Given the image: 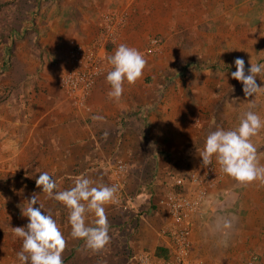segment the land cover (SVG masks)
<instances>
[{
    "label": "rangeland",
    "instance_id": "obj_1",
    "mask_svg": "<svg viewBox=\"0 0 264 264\" xmlns=\"http://www.w3.org/2000/svg\"><path fill=\"white\" fill-rule=\"evenodd\" d=\"M109 11L124 19L110 55L126 44L147 64L134 85L125 83L118 101L108 98L110 86L104 78L93 107L89 99L94 111L76 108L80 124L95 125L94 143L80 141L69 165L73 170L70 167L63 182L55 181L54 191L73 187L85 168L93 187L113 186L114 166L124 160L128 170L123 201L128 208L116 202L105 205L110 241L93 252L83 239L71 237L68 209L41 193L35 207L43 205L41 211L53 217L66 239L63 264H128L124 242L132 230L129 219L144 213L128 201L136 202L137 195L151 191L147 202L154 206L157 192L172 178L201 163L198 151L211 132L235 129L247 111L264 121V93L246 97L243 85L231 76L236 58L245 61L246 74L251 63L264 64V0H0V104L13 92L16 75L39 76L47 72V61H53L60 80L67 69L66 62L61 63L63 54L71 42L97 38L102 16ZM154 37L160 49L149 54ZM50 44H57V49L51 50ZM18 46L26 52V65L15 70ZM35 68L36 73L29 74ZM256 83L264 86V72ZM251 142L257 157L264 156V127ZM11 184L0 180V264H20L22 239L14 237L12 228L28 223ZM91 220L89 214L86 222Z\"/></svg>",
    "mask_w": 264,
    "mask_h": 264
},
{
    "label": "crops",
    "instance_id": "obj_2",
    "mask_svg": "<svg viewBox=\"0 0 264 264\" xmlns=\"http://www.w3.org/2000/svg\"><path fill=\"white\" fill-rule=\"evenodd\" d=\"M54 44H50L51 50L57 49ZM22 47L15 51V70L26 65ZM31 56L29 53L28 58ZM52 62L47 61V72L41 71L39 76L16 75L13 92L0 104V180L12 183L17 203L22 207L33 194L41 195V189L36 187L40 173L47 172L53 180L63 182L70 167L73 170L69 166L74 163L73 152L82 142L94 143L95 125L80 124L76 118L79 111H75L78 108L69 107L72 103L61 89ZM36 71L37 68L29 74ZM103 84L104 79L90 100L92 107V99ZM257 158L264 165V156ZM201 164L202 161L195 169ZM85 169L80 176L90 180ZM165 189L157 192L154 206L147 202L151 191L144 190L133 202V208L144 209V213L129 219L134 230L124 242L128 264L138 263L137 256L143 250L156 253L159 247L170 244L161 233L171 222L169 212L161 204ZM193 226V257L198 263L264 264V183H239L228 176L219 190L213 191Z\"/></svg>",
    "mask_w": 264,
    "mask_h": 264
},
{
    "label": "clouds",
    "instance_id": "obj_3",
    "mask_svg": "<svg viewBox=\"0 0 264 264\" xmlns=\"http://www.w3.org/2000/svg\"><path fill=\"white\" fill-rule=\"evenodd\" d=\"M111 70L107 72L106 82L110 86L108 98L118 101L124 92V85H134L143 75L147 61L135 48L120 44L114 54L107 57ZM236 71L231 73L233 79L243 85L246 97L264 93V86H258L256 77L264 72V64H252L245 72V61L236 58ZM264 127V121L253 111H247L241 117L238 127L232 130L218 128L211 132L198 151L202 165H211L213 158L223 173L239 183L259 180L264 183V165H260L257 149L251 137ZM93 181L84 176L77 177L74 186L64 191L57 188L55 180L47 173H40L36 187L41 189L46 198H52L68 209V221L71 225V237L83 239L86 247L98 252L109 243V224L105 205L115 202L116 186L100 185L93 187ZM39 195L27 201L21 208L28 223L24 227L12 228L14 237L22 239V248L17 253L20 264H63L62 253L66 248V239L51 215L42 212ZM92 220L86 222L88 215Z\"/></svg>",
    "mask_w": 264,
    "mask_h": 264
},
{
    "label": "built area",
    "instance_id": "obj_4",
    "mask_svg": "<svg viewBox=\"0 0 264 264\" xmlns=\"http://www.w3.org/2000/svg\"><path fill=\"white\" fill-rule=\"evenodd\" d=\"M124 26V19L116 12L109 11L103 14L101 29L97 38L89 42H71L64 52L67 64L62 74L60 85L73 106L85 111H91L89 99L97 85L106 78L111 65L107 61L110 56V45L115 44L120 37ZM160 49V40L156 37L150 41L146 52L154 54ZM128 164L119 160L114 166V185L117 187L115 202L123 208L127 194L126 172ZM228 177L213 158L211 165L194 169L187 174L172 178L161 197V204L170 214V224L161 231L169 238L170 255L161 258L155 252L143 250L138 254L139 264H200L194 257V220L201 214L209 201L211 194L219 190L223 181ZM132 204V201H128Z\"/></svg>",
    "mask_w": 264,
    "mask_h": 264
},
{
    "label": "trees",
    "instance_id": "obj_5",
    "mask_svg": "<svg viewBox=\"0 0 264 264\" xmlns=\"http://www.w3.org/2000/svg\"><path fill=\"white\" fill-rule=\"evenodd\" d=\"M146 137L148 136V132H145ZM156 254L161 258H168L170 255V248L168 246H161L156 250Z\"/></svg>",
    "mask_w": 264,
    "mask_h": 264
}]
</instances>
